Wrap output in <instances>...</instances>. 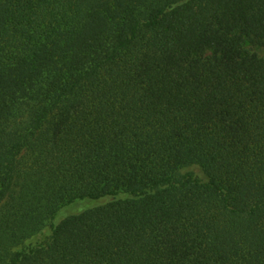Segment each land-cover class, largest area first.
Instances as JSON below:
<instances>
[{
  "label": "trees",
  "instance_id": "16d2710c",
  "mask_svg": "<svg viewBox=\"0 0 264 264\" xmlns=\"http://www.w3.org/2000/svg\"><path fill=\"white\" fill-rule=\"evenodd\" d=\"M254 48L264 0H0V264H264Z\"/></svg>",
  "mask_w": 264,
  "mask_h": 264
},
{
  "label": "rangeland",
  "instance_id": "374dc122",
  "mask_svg": "<svg viewBox=\"0 0 264 264\" xmlns=\"http://www.w3.org/2000/svg\"><path fill=\"white\" fill-rule=\"evenodd\" d=\"M254 50L260 51V53H263L264 51L260 48H254ZM50 233V230L47 229L46 232H44L45 235H48Z\"/></svg>",
  "mask_w": 264,
  "mask_h": 264
}]
</instances>
